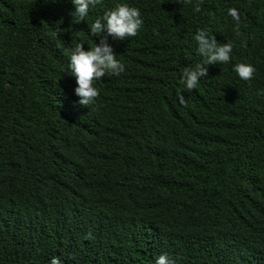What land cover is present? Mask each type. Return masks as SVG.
<instances>
[{"label": "trees", "instance_id": "obj_1", "mask_svg": "<svg viewBox=\"0 0 264 264\" xmlns=\"http://www.w3.org/2000/svg\"><path fill=\"white\" fill-rule=\"evenodd\" d=\"M117 2L143 23L108 38L125 70L80 105L68 55ZM72 8L0 0V264H264V0H97L79 22ZM197 29L233 47L186 91Z\"/></svg>", "mask_w": 264, "mask_h": 264}, {"label": "clouds", "instance_id": "obj_2", "mask_svg": "<svg viewBox=\"0 0 264 264\" xmlns=\"http://www.w3.org/2000/svg\"><path fill=\"white\" fill-rule=\"evenodd\" d=\"M70 2L73 8L69 14L79 22L84 19L89 8L95 6L97 0H70ZM193 11H200L199 4L194 6ZM228 15L234 21L239 20L235 8H229ZM142 23L139 9L126 2L115 3L91 22L89 33L99 36V42L87 49L83 48L81 43H76L68 55L67 69L75 79L73 93L78 97V104L87 105L97 96V89L93 86L94 79L99 80L106 72L117 75L125 70L124 64L116 59L117 54L107 42L108 38L124 40L125 37H133ZM193 39L196 42V51L202 59L184 67L180 80L186 91L193 89L198 79L204 77L205 66L211 63L229 62L233 47L230 42L217 43L205 29H197L193 33ZM232 70L245 81L249 80L255 71L253 65L245 62L234 63ZM178 100L183 103V95L178 94ZM48 264H62V261L57 256H52ZM154 264H175V262L166 253H161L155 257Z\"/></svg>", "mask_w": 264, "mask_h": 264}]
</instances>
